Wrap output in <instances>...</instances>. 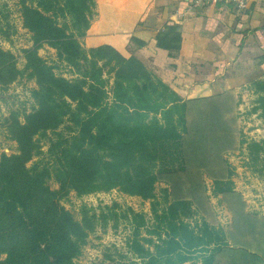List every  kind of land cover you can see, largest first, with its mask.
<instances>
[{"label":"rangeland","instance_id":"rangeland-1","mask_svg":"<svg viewBox=\"0 0 264 264\" xmlns=\"http://www.w3.org/2000/svg\"><path fill=\"white\" fill-rule=\"evenodd\" d=\"M39 1L0 0V52L6 60L0 72V163L3 156L19 154L13 126L23 124L37 107L32 92L38 85L27 68V50L36 48L55 75L70 81L86 79L90 84V77L96 75L110 104L118 68L102 58L105 52L100 47H112L122 57L142 63L127 32L116 33L110 25L100 24L99 0H93L87 12L89 28L76 26L62 9L63 0L45 12L76 39L86 59L71 62L63 48L52 42L36 43L25 26L23 11L25 5L37 7ZM137 23L141 24V18ZM92 49L98 56H92ZM10 63L15 69L9 77ZM145 69L154 80L160 79ZM186 126L180 146L170 141L162 158L158 157L152 198L119 187L60 194V205L84 225L87 234L75 264H257L240 253H218L217 249L224 244L232 249H264V74L246 79L225 100L190 104ZM74 131L66 121L45 137L36 136L41 139V152L27 168L49 166L53 171L61 146ZM165 167L170 172H163ZM48 185L60 189L54 173ZM2 233L0 229V262H7Z\"/></svg>","mask_w":264,"mask_h":264},{"label":"trees","instance_id":"trees-1","mask_svg":"<svg viewBox=\"0 0 264 264\" xmlns=\"http://www.w3.org/2000/svg\"><path fill=\"white\" fill-rule=\"evenodd\" d=\"M59 1L40 0L37 7L25 5V26L33 32L36 43L50 41L63 48L67 60L79 62L87 58L79 43L45 14ZM63 1L62 9L74 18L76 26L89 28L87 12L93 0ZM178 30L176 24L166 25L158 35V45L178 51ZM131 40L143 45L135 38ZM100 50L105 52L102 58L115 62L118 68L111 104L96 75L90 77V84L86 79L70 81L55 75L36 48L27 50V68L38 85L32 92L37 107L25 116L23 124L13 126L11 134L19 154L3 156L0 163V229L4 250L9 253L7 262L0 264H75L87 234L84 225L60 205V194L119 187L126 193L152 198L158 179L153 168L158 157L162 158L170 141H178L180 146L188 107L202 101H183L162 80H154L138 59H126L108 46ZM92 56H98L96 50L92 49ZM3 57L0 52V72L6 64ZM13 68L10 63L9 77ZM66 121L75 131L64 141V147L60 145L53 171L49 166L27 168L26 164L41 152V139L35 137H45ZM163 172L170 170L165 167ZM52 173L59 190L48 185ZM227 246H219L217 252L240 253L264 264L263 248Z\"/></svg>","mask_w":264,"mask_h":264},{"label":"crops","instance_id":"crops-1","mask_svg":"<svg viewBox=\"0 0 264 264\" xmlns=\"http://www.w3.org/2000/svg\"><path fill=\"white\" fill-rule=\"evenodd\" d=\"M246 1L237 11L225 1L196 8L193 0H99L100 24L143 42L136 56L183 101L225 100L264 74V0ZM168 24L179 27L178 51L158 45Z\"/></svg>","mask_w":264,"mask_h":264},{"label":"built area","instance_id":"built-area-1","mask_svg":"<svg viewBox=\"0 0 264 264\" xmlns=\"http://www.w3.org/2000/svg\"><path fill=\"white\" fill-rule=\"evenodd\" d=\"M217 1H225L228 4L232 5V7L237 11H241L247 8L246 0H193V6L196 8L204 7L207 4L217 2Z\"/></svg>","mask_w":264,"mask_h":264}]
</instances>
